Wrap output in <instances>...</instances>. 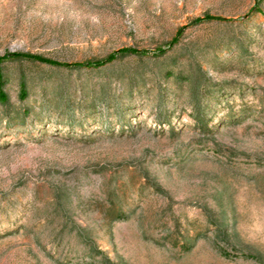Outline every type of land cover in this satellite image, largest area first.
<instances>
[{
	"label": "rangeland",
	"instance_id": "374dc122",
	"mask_svg": "<svg viewBox=\"0 0 264 264\" xmlns=\"http://www.w3.org/2000/svg\"><path fill=\"white\" fill-rule=\"evenodd\" d=\"M15 55L0 264H258L213 230L264 254V0H0Z\"/></svg>",
	"mask_w": 264,
	"mask_h": 264
},
{
	"label": "trees",
	"instance_id": "16d2710c",
	"mask_svg": "<svg viewBox=\"0 0 264 264\" xmlns=\"http://www.w3.org/2000/svg\"><path fill=\"white\" fill-rule=\"evenodd\" d=\"M127 55H139V54L136 53L135 51H121L119 55L109 57L106 61L91 62L90 64L87 65V68H94V69L101 68L105 64L112 63L114 60H116L117 57L127 56ZM35 60L43 62L40 59L33 58L27 55H15L12 57L0 59V67L4 62H7V61H35ZM55 66L60 67V65L58 64H55ZM78 68H81V67H78ZM5 86H6V80L0 70V104L3 106H6L9 101L8 96L5 92ZM21 90H22L21 98L24 100L27 98L25 84H22ZM198 98H199V94L198 92L194 90L193 100H194V106L196 107L195 108L196 113H198V109H200L199 106L196 104L198 102ZM192 116L195 122V126H197L199 129L205 132L208 131L207 122L205 120V115H192ZM220 214H221L220 220H222V222L217 225H214V230H213L214 237L217 239V245H216L217 251L223 256H238V257L245 258L247 260L256 261L258 264H264V254L259 251L254 250L252 247L245 246L243 242L240 240L237 232L235 231L234 224L225 223L224 220H225L226 214L223 213V211H221ZM206 215L209 216L208 214ZM117 218L121 219V215H119V217ZM200 236L201 235H199V237L196 236L194 239L189 238L190 241L188 240V245H185L186 246L185 249L186 250L192 249L195 246L197 240L200 238ZM91 250L94 252H98L93 247L91 248ZM97 256H101L99 264H112L108 258L102 255V253L100 252L97 253Z\"/></svg>",
	"mask_w": 264,
	"mask_h": 264
}]
</instances>
